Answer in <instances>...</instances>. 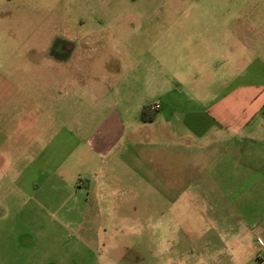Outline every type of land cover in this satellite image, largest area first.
I'll return each mask as SVG.
<instances>
[{
  "label": "rangeland",
  "instance_id": "rangeland-1",
  "mask_svg": "<svg viewBox=\"0 0 264 264\" xmlns=\"http://www.w3.org/2000/svg\"><path fill=\"white\" fill-rule=\"evenodd\" d=\"M196 1L224 6L214 11L228 19L230 34L245 40L239 69L247 81L264 83V0H0V99L33 96L43 107L33 102V115L60 130L52 148L72 149L63 181L42 191L50 201H29L21 191L16 197L8 194L16 192L12 185L0 184V205L13 211L24 204L27 211L15 218L0 206V264H47L51 258L99 264L104 257L128 264L137 255L199 264L206 243L238 240L236 208L222 197V181L238 172L237 154L222 153L230 147L221 138H168L157 133L163 123L140 119L141 108L167 91L145 73L158 35L193 33L194 10L184 8ZM204 27L216 32L218 26ZM64 42L68 54L61 52ZM234 72L214 73L206 91L227 90ZM202 88L178 85L176 92L205 95ZM177 101L191 112L180 115L186 125L209 128L200 111L206 101L186 103L182 95ZM128 126L130 134L112 139ZM142 128L151 132L148 140ZM3 130L0 122V144ZM99 135L122 149L95 156L89 148L98 147ZM15 137L8 139L7 160L16 159ZM16 224L17 232L9 227Z\"/></svg>",
  "mask_w": 264,
  "mask_h": 264
},
{
  "label": "crops",
  "instance_id": "crops-1",
  "mask_svg": "<svg viewBox=\"0 0 264 264\" xmlns=\"http://www.w3.org/2000/svg\"><path fill=\"white\" fill-rule=\"evenodd\" d=\"M229 6L226 4L227 8ZM223 8L224 6L204 1L191 3L184 9L194 10L189 20V25L192 26L189 29H193V33L164 32L158 35L157 49L154 52L151 50L154 53L152 66L146 67L145 73L149 76L147 80L167 91L159 92L156 101L149 104V112L155 111L152 120L142 122L159 121V124L163 123V127H160L157 133L187 142H196L203 136L212 140L221 138L226 142V146L230 147L223 148L222 153L237 154L238 172L222 181V185L225 186L222 197L236 208L235 216L241 224L233 231L239 238L222 241L220 245L206 243L204 245V249L208 251L206 259L199 261V264H264V114L262 112L264 83L247 81L243 69H239L244 63L245 40H240L238 34H230L228 19L219 17L218 12L214 11ZM204 26H211L212 29L214 26L218 27L216 32H207ZM134 64L136 65V62ZM229 70L235 71L233 85L215 96L206 91L214 83V73L220 74ZM225 84L228 85L229 82ZM178 85L203 87V93L209 96L207 98L201 95L202 93L200 96L191 93L180 94L176 92ZM21 89H25V86L23 85ZM178 95H182L186 103L206 101L204 109H200L206 113L211 122L206 131L200 132L192 127L194 124L191 123V126L184 123V118L191 112L182 110L178 106L177 99L180 98ZM205 97L207 100H204ZM33 102L31 95L17 99H0V122L4 134L6 137L16 135V159L7 160L4 156L9 137L4 136L5 139L4 141L2 139L0 144V151L3 153L0 155V171H3L0 175V184L12 185L11 189L15 188L16 192L12 191L8 194H15L16 197L21 198L18 193L21 191L29 201H33V197H42L45 201H50L52 195L43 194L42 191H46L48 186H52L57 180L63 181L64 165L67 167L72 149L52 148L54 136L59 138L60 130L53 132L50 128L51 123L47 121L42 123L39 117L33 115ZM34 104L43 108L37 101ZM154 104H158L159 107L153 109ZM180 115H184V118L182 119ZM9 125L12 130H9ZM130 132L131 126L124 127L112 139L116 141L121 136L124 138ZM141 132L144 139L148 140L151 132L145 128H142ZM98 139V147L89 148L95 156L101 157L111 149L115 152L122 149L110 148L111 144L106 145V141L103 143L101 135ZM114 141L111 140V143ZM60 146H63V139ZM67 196L69 197L70 194ZM0 206L2 209L4 206L6 213H10L15 218L21 217L23 211L27 212L23 209L24 204L13 208V211L3 203ZM61 210L66 216L70 213L68 208ZM28 213L33 215V207ZM17 224L9 227L17 232L20 228ZM98 262L120 264L112 257L99 258ZM47 264H67V262L51 258L47 260ZM128 264L197 263H191L180 257L151 259L137 255Z\"/></svg>",
  "mask_w": 264,
  "mask_h": 264
},
{
  "label": "trees",
  "instance_id": "trees-1",
  "mask_svg": "<svg viewBox=\"0 0 264 264\" xmlns=\"http://www.w3.org/2000/svg\"><path fill=\"white\" fill-rule=\"evenodd\" d=\"M262 112L264 114V105L262 107ZM154 112H149V107L148 106H143L141 108V111H140V119L142 121H151L153 116H154Z\"/></svg>",
  "mask_w": 264,
  "mask_h": 264
},
{
  "label": "flooded vegetation",
  "instance_id": "flooded-vegetation-1",
  "mask_svg": "<svg viewBox=\"0 0 264 264\" xmlns=\"http://www.w3.org/2000/svg\"><path fill=\"white\" fill-rule=\"evenodd\" d=\"M63 49V50H62ZM61 52H66V54H68L70 52V49L68 48V45L64 43H62L61 45Z\"/></svg>",
  "mask_w": 264,
  "mask_h": 264
},
{
  "label": "built area",
  "instance_id": "built-area-1",
  "mask_svg": "<svg viewBox=\"0 0 264 264\" xmlns=\"http://www.w3.org/2000/svg\"><path fill=\"white\" fill-rule=\"evenodd\" d=\"M158 107H159L158 104H154V105H152V108H153V109H156V108H158Z\"/></svg>",
  "mask_w": 264,
  "mask_h": 264
}]
</instances>
